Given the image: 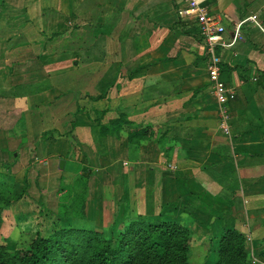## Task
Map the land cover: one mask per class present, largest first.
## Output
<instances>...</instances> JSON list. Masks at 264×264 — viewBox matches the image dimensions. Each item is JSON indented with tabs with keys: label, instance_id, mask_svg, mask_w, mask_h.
I'll return each instance as SVG.
<instances>
[{
	"label": "crops",
	"instance_id": "1",
	"mask_svg": "<svg viewBox=\"0 0 264 264\" xmlns=\"http://www.w3.org/2000/svg\"><path fill=\"white\" fill-rule=\"evenodd\" d=\"M202 4L225 28L212 42L235 91L230 135L208 44L180 0H0V112L12 121L0 180L27 152L33 168L71 153L87 167L84 213L98 230L178 224L189 261L197 251L214 264L235 229L249 264H264V0ZM115 120L118 134L101 136Z\"/></svg>",
	"mask_w": 264,
	"mask_h": 264
},
{
	"label": "trees",
	"instance_id": "2",
	"mask_svg": "<svg viewBox=\"0 0 264 264\" xmlns=\"http://www.w3.org/2000/svg\"><path fill=\"white\" fill-rule=\"evenodd\" d=\"M117 122L101 127V136L118 134ZM0 186V205L10 206L13 201L5 203L6 185ZM53 226L47 223L15 251L0 243V264H189L192 235L178 224L140 219L108 232L62 226L59 218ZM249 256L246 239L228 229L214 264H249Z\"/></svg>",
	"mask_w": 264,
	"mask_h": 264
},
{
	"label": "rangeland",
	"instance_id": "3",
	"mask_svg": "<svg viewBox=\"0 0 264 264\" xmlns=\"http://www.w3.org/2000/svg\"><path fill=\"white\" fill-rule=\"evenodd\" d=\"M1 113L0 131H6L12 121ZM3 152L9 155V152ZM27 153L19 156V159L10 160L12 165L8 170L11 172L0 180L8 184L5 186L7 192L4 191L5 203L13 201L10 206L0 205V243H4L11 251L21 249L37 231L43 230L44 225L48 223L53 226L54 220L59 218L62 226L98 230L100 218L95 219L94 216L91 219L83 214L90 192L87 167L77 163L70 153L57 165L52 164L51 168L41 164L33 168L30 163L26 164L29 160L24 158L28 156ZM61 161L65 162L64 169H60ZM3 166L6 167L5 164ZM202 256L194 252L189 264H202Z\"/></svg>",
	"mask_w": 264,
	"mask_h": 264
},
{
	"label": "built area",
	"instance_id": "4",
	"mask_svg": "<svg viewBox=\"0 0 264 264\" xmlns=\"http://www.w3.org/2000/svg\"><path fill=\"white\" fill-rule=\"evenodd\" d=\"M184 4V8L179 11L180 17L183 19H193L200 27L202 38L208 44V78L212 85L214 95L222 106L221 108V129L226 135H230L228 125L229 114L225 105L235 96V91L229 88L223 80L222 70L216 54L215 44L212 38L225 33V28L220 24L219 20L209 11L208 7L203 6L202 0H180ZM254 21L256 16L251 17ZM236 37H240V30L236 32ZM257 80V79H254Z\"/></svg>",
	"mask_w": 264,
	"mask_h": 264
},
{
	"label": "water",
	"instance_id": "5",
	"mask_svg": "<svg viewBox=\"0 0 264 264\" xmlns=\"http://www.w3.org/2000/svg\"><path fill=\"white\" fill-rule=\"evenodd\" d=\"M65 164V162L64 161H61V163H60V169H64V165Z\"/></svg>",
	"mask_w": 264,
	"mask_h": 264
}]
</instances>
